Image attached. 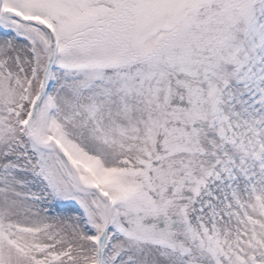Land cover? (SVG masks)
<instances>
[{
	"label": "snow or ice",
	"instance_id": "obj_1",
	"mask_svg": "<svg viewBox=\"0 0 264 264\" xmlns=\"http://www.w3.org/2000/svg\"><path fill=\"white\" fill-rule=\"evenodd\" d=\"M0 264H264V0H0Z\"/></svg>",
	"mask_w": 264,
	"mask_h": 264
}]
</instances>
